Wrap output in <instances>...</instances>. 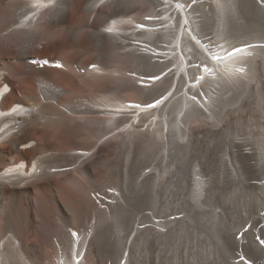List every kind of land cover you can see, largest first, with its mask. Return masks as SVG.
<instances>
[{
  "label": "bare ground",
  "instance_id": "obj_1",
  "mask_svg": "<svg viewBox=\"0 0 264 264\" xmlns=\"http://www.w3.org/2000/svg\"><path fill=\"white\" fill-rule=\"evenodd\" d=\"M40 1L0 0V264H264V0Z\"/></svg>",
  "mask_w": 264,
  "mask_h": 264
},
{
  "label": "snow or ice",
  "instance_id": "obj_2",
  "mask_svg": "<svg viewBox=\"0 0 264 264\" xmlns=\"http://www.w3.org/2000/svg\"><path fill=\"white\" fill-rule=\"evenodd\" d=\"M149 19H151V17H149ZM191 39H192L193 41H195L196 44L200 45L201 47H204V45L201 43V41H200L199 39H197L196 36H192ZM240 50H241L240 48H234V49H233V53H235V52H239ZM229 54H232V53H229ZM210 58L213 59V60H219V59H222V57L219 56V55H212ZM46 63H47V61H45V64H46ZM57 66L59 67V65H57ZM93 67H95V65H93ZM203 70H205V71L207 70V66H206V65L203 66ZM159 78H160V77H158V76H151V77H149V79H151V80L159 79ZM194 79H197V80H198V79H200V77H194ZM160 102H161L160 100H156L153 104H148V105H146V106H147V107H154L156 104H159ZM248 227H250V225L245 226V229L242 230V231L238 234V238L244 236V234H245V232L247 231V228H248ZM257 240H259V242H260L261 244H264V240H261L259 237H257ZM240 261L243 262V264H251V262L248 261V260H246L245 257H244L243 255L240 256Z\"/></svg>",
  "mask_w": 264,
  "mask_h": 264
},
{
  "label": "rangeland",
  "instance_id": "obj_3",
  "mask_svg": "<svg viewBox=\"0 0 264 264\" xmlns=\"http://www.w3.org/2000/svg\"><path fill=\"white\" fill-rule=\"evenodd\" d=\"M111 1V0H110ZM110 1L108 2V3H110ZM19 17V16H18ZM93 19V17L91 18V20ZM56 30H60V28H57ZM247 42H249V41H247ZM246 43V42H245ZM242 47L240 48V49H244L245 47V45H241ZM61 50H63V48L61 47H58V49H56L55 50V53L54 54H56L57 56H61V54H60V52L62 53V51ZM51 54V53H50ZM50 54H48V55H50ZM17 61V59H11V58H9L8 59V62H13V63H15ZM7 70H9L8 68H6L5 70H3V73L4 72H6ZM158 77H160V76H158ZM157 80L158 79H154V81L155 82H157ZM11 89H12V87H11ZM66 178V176H63V179H65ZM69 230L70 231H72L71 233H73V231H74V228L71 226V227H69ZM81 230H84V228H82ZM131 230L132 229H130L128 232H127V235L131 232ZM135 230V229H134ZM133 232V231H132ZM136 234H138V231H137V233ZM136 236V235H135ZM135 236H134V238H135Z\"/></svg>",
  "mask_w": 264,
  "mask_h": 264
}]
</instances>
